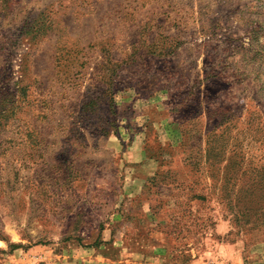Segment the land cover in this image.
Masks as SVG:
<instances>
[{
	"label": "rangeland",
	"instance_id": "obj_1",
	"mask_svg": "<svg viewBox=\"0 0 264 264\" xmlns=\"http://www.w3.org/2000/svg\"><path fill=\"white\" fill-rule=\"evenodd\" d=\"M0 264H264V0H0Z\"/></svg>",
	"mask_w": 264,
	"mask_h": 264
}]
</instances>
